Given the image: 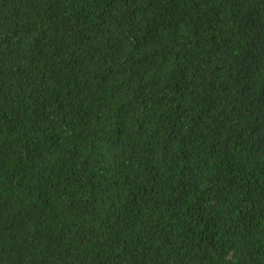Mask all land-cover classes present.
Masks as SVG:
<instances>
[{"label": "trees", "instance_id": "16d2710c", "mask_svg": "<svg viewBox=\"0 0 264 264\" xmlns=\"http://www.w3.org/2000/svg\"><path fill=\"white\" fill-rule=\"evenodd\" d=\"M0 264H264V0H0Z\"/></svg>", "mask_w": 264, "mask_h": 264}]
</instances>
